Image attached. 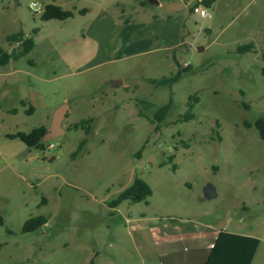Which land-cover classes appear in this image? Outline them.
I'll list each match as a JSON object with an SVG mask.
<instances>
[{
	"label": "rangeland",
	"instance_id": "374dc122",
	"mask_svg": "<svg viewBox=\"0 0 264 264\" xmlns=\"http://www.w3.org/2000/svg\"><path fill=\"white\" fill-rule=\"evenodd\" d=\"M34 1L75 17L43 22ZM143 1L0 0V48L19 53L8 37L20 31L36 42L0 66V264H153L144 252L156 247L153 218L258 238L253 264H264V141L246 126L264 116V0H216L207 18L192 11L201 0H173L183 5L172 13L166 1ZM249 43L254 51L240 53ZM177 63L193 70L174 82ZM195 95V118L179 122ZM171 99L164 121L155 120ZM63 104L66 133L49 142L54 149L9 138L49 126ZM90 118L89 136L68 130ZM136 177L151 186L149 203L113 211L109 203ZM41 215L47 225L24 233ZM141 217L149 220L126 222Z\"/></svg>",
	"mask_w": 264,
	"mask_h": 264
},
{
	"label": "trees",
	"instance_id": "16d2710c",
	"mask_svg": "<svg viewBox=\"0 0 264 264\" xmlns=\"http://www.w3.org/2000/svg\"><path fill=\"white\" fill-rule=\"evenodd\" d=\"M188 1V0H186ZM216 0H201L197 2L196 5H203L205 7H211L212 4ZM143 5H147L148 1L145 0L142 2ZM88 11L82 10L80 14H85ZM75 14L71 10H66L63 7L55 4L49 3L46 4L44 12L41 14V20L43 22L48 21H66L68 19L74 18ZM39 29H34V35L39 33ZM8 41L13 43H18L20 45L21 51L19 53H7L0 48V66H6L11 61H16L22 56L28 55L36 46L35 39L33 37H27L23 31L15 33L8 37ZM255 45L253 43H249L243 45L239 48L240 53L251 52L254 51ZM178 71L174 78V82L179 80L183 74L192 72V67L188 66L186 68L182 67L179 63ZM200 101V97L198 95L192 96L190 98V103L188 110L185 114L181 115L179 118V122H189L195 118L194 108L195 104ZM23 106H26V102L22 101ZM173 107V100L171 99L168 104L162 106L155 113V120L162 122L164 121L167 114L171 111ZM246 108H249L247 104H245ZM35 108L30 107L27 113L32 114ZM14 113L17 110L13 111ZM94 122L93 118L88 120H83L81 122L75 123L71 125L68 130L71 129H83L86 131L87 136H89L92 132V124ZM247 127L255 126V128L259 132L260 138L264 141V116L258 117L255 122L252 124L250 122L246 123ZM47 126H40L32 129L30 132H19L15 135H10V139H19L23 142L29 150H39L45 151L49 142L45 139V133L47 130ZM88 139L85 138L81 141L76 153V156L79 152H81L86 145ZM140 155V153H139ZM172 159V158H171ZM176 166H174V170ZM153 195V190L151 186L142 178L136 177L132 184L122 191L116 199L109 203L111 209L118 208L124 201H131L133 203H141L144 202L146 204L149 203V198ZM48 217L46 216H36L29 218L23 227L24 233H35L40 230L43 226L47 225ZM173 224H176L175 221ZM4 225V219L0 217V226ZM8 233H11L8 230ZM260 246V240L255 237L239 235L231 232H227L226 230L221 231L217 239L214 243L213 248L211 249L208 258L205 264H253L255 256L258 252Z\"/></svg>",
	"mask_w": 264,
	"mask_h": 264
},
{
	"label": "crops",
	"instance_id": "0c3cea01",
	"mask_svg": "<svg viewBox=\"0 0 264 264\" xmlns=\"http://www.w3.org/2000/svg\"><path fill=\"white\" fill-rule=\"evenodd\" d=\"M165 4L168 8V11L172 13L174 11H177L178 6L179 4H181V2L172 0L170 2L166 1ZM158 6L161 8L163 6V2H161ZM152 16L154 17L155 15ZM122 23H124V26L129 27L131 21L124 20L122 21ZM129 42L131 43V45L135 44V41L133 39ZM43 126L49 127L46 124ZM112 210L115 212L120 211L119 207ZM146 220L149 219H147L146 217H141L136 220H133L132 218H126L127 223L136 222L141 224ZM150 222H154L150 224L149 231L153 240L155 241L156 247L153 249L150 245H145L144 252L147 256L146 259L151 260L153 264H205L208 255L214 246L218 234L223 230L230 232L226 228L217 230L210 228L208 231L203 232V228H197L195 225L184 226L177 223H167L159 221L157 218L151 219ZM129 233L131 234V231ZM135 233H138V235L141 236V228H136ZM185 244L190 245V254L185 256L179 255L177 249L183 247ZM101 264H103V262H101Z\"/></svg>",
	"mask_w": 264,
	"mask_h": 264
},
{
	"label": "water",
	"instance_id": "95a60500",
	"mask_svg": "<svg viewBox=\"0 0 264 264\" xmlns=\"http://www.w3.org/2000/svg\"><path fill=\"white\" fill-rule=\"evenodd\" d=\"M149 4L151 5H159L162 1H172V0H147ZM183 4H179V6H182ZM119 83L113 82V86L117 87ZM68 111V106L66 104H63L60 106L54 113L51 125L47 128L45 133V139L47 142H51L56 140L59 137H62L66 133V129L63 127V121L66 119ZM205 196L208 199H212L216 197V191L212 185H208L205 190Z\"/></svg>",
	"mask_w": 264,
	"mask_h": 264
},
{
	"label": "built area",
	"instance_id": "2783aa9c",
	"mask_svg": "<svg viewBox=\"0 0 264 264\" xmlns=\"http://www.w3.org/2000/svg\"><path fill=\"white\" fill-rule=\"evenodd\" d=\"M45 6H46L45 3L34 1V2L30 3L29 8H30V10L33 13H38V14L41 13L42 14L44 12V10H45ZM192 11L195 14H199L203 18H207V17L211 16V14L209 13L208 9L205 6L201 5V4L194 5ZM55 147H56L55 144L49 143L48 147H47V149L45 151L48 152L49 150H52Z\"/></svg>",
	"mask_w": 264,
	"mask_h": 264
}]
</instances>
